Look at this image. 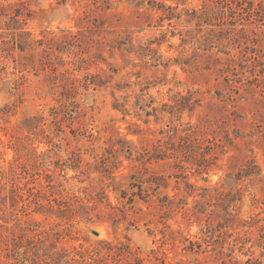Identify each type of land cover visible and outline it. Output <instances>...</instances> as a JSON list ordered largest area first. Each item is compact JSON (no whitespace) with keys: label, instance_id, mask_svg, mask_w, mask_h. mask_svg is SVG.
<instances>
[{"label":"rangeland","instance_id":"374dc122","mask_svg":"<svg viewBox=\"0 0 264 264\" xmlns=\"http://www.w3.org/2000/svg\"><path fill=\"white\" fill-rule=\"evenodd\" d=\"M229 2L0 0L23 256L264 264V0Z\"/></svg>","mask_w":264,"mask_h":264},{"label":"trees","instance_id":"16d2710c","mask_svg":"<svg viewBox=\"0 0 264 264\" xmlns=\"http://www.w3.org/2000/svg\"><path fill=\"white\" fill-rule=\"evenodd\" d=\"M237 0H230L229 3ZM186 137V136H185ZM184 137V138H185ZM247 170L244 169V173ZM243 173V171H242ZM245 175V174H241ZM9 222L6 212L0 208V254L7 258L6 264H36V258L23 256L20 251L19 239L16 231L7 224ZM43 255H46L45 264H95V256L91 253L82 251L80 257L68 258L66 252L55 253L52 250H47Z\"/></svg>","mask_w":264,"mask_h":264},{"label":"water","instance_id":"95a60500","mask_svg":"<svg viewBox=\"0 0 264 264\" xmlns=\"http://www.w3.org/2000/svg\"><path fill=\"white\" fill-rule=\"evenodd\" d=\"M92 232L94 233V234H99V232L98 231H96V230H92Z\"/></svg>","mask_w":264,"mask_h":264}]
</instances>
